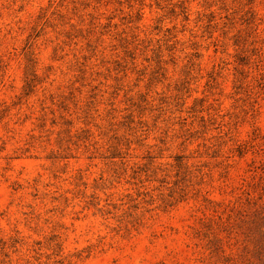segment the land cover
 <instances>
[{"label": "rangeland", "instance_id": "rangeland-1", "mask_svg": "<svg viewBox=\"0 0 264 264\" xmlns=\"http://www.w3.org/2000/svg\"><path fill=\"white\" fill-rule=\"evenodd\" d=\"M0 264H264V0H0Z\"/></svg>", "mask_w": 264, "mask_h": 264}]
</instances>
